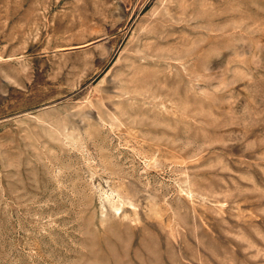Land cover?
Listing matches in <instances>:
<instances>
[{"label": "rangeland", "instance_id": "obj_1", "mask_svg": "<svg viewBox=\"0 0 264 264\" xmlns=\"http://www.w3.org/2000/svg\"><path fill=\"white\" fill-rule=\"evenodd\" d=\"M0 264H264V0H0Z\"/></svg>", "mask_w": 264, "mask_h": 264}]
</instances>
